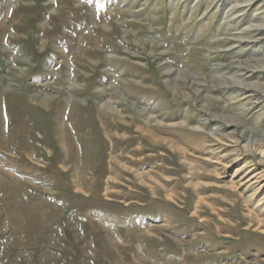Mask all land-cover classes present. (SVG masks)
Returning <instances> with one entry per match:
<instances>
[{
    "label": "rangeland",
    "instance_id": "374dc122",
    "mask_svg": "<svg viewBox=\"0 0 264 264\" xmlns=\"http://www.w3.org/2000/svg\"><path fill=\"white\" fill-rule=\"evenodd\" d=\"M0 264H264V0H0Z\"/></svg>",
    "mask_w": 264,
    "mask_h": 264
},
{
    "label": "bare ground",
    "instance_id": "6f19581e",
    "mask_svg": "<svg viewBox=\"0 0 264 264\" xmlns=\"http://www.w3.org/2000/svg\"><path fill=\"white\" fill-rule=\"evenodd\" d=\"M248 1V0H247ZM238 82H242L241 80H239Z\"/></svg>",
    "mask_w": 264,
    "mask_h": 264
}]
</instances>
